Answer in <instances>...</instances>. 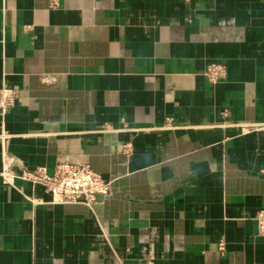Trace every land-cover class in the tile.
I'll return each mask as SVG.
<instances>
[{"label": "crops", "instance_id": "obj_1", "mask_svg": "<svg viewBox=\"0 0 264 264\" xmlns=\"http://www.w3.org/2000/svg\"><path fill=\"white\" fill-rule=\"evenodd\" d=\"M2 87L0 172L112 185L88 208L0 177V264H264V0H0Z\"/></svg>", "mask_w": 264, "mask_h": 264}, {"label": "built area", "instance_id": "obj_2", "mask_svg": "<svg viewBox=\"0 0 264 264\" xmlns=\"http://www.w3.org/2000/svg\"><path fill=\"white\" fill-rule=\"evenodd\" d=\"M51 8L58 6V0H50ZM210 83H216L226 76V69L219 64H210L204 72ZM18 97L17 91L2 87L0 89V117L12 108ZM246 128V127H245ZM131 153V145L123 146V154L128 156ZM264 175V169L261 171ZM3 184L14 185L15 179L29 182L33 185L43 186L51 196L52 204H82L91 208L98 196L107 197L111 191V181L103 180L98 174L92 171L87 165L62 163L55 166L52 173L44 168L35 171L23 172L14 176L4 168L0 172ZM257 236L264 238V210L257 212L255 216ZM218 250L222 254L225 251L224 243L218 244Z\"/></svg>", "mask_w": 264, "mask_h": 264}]
</instances>
